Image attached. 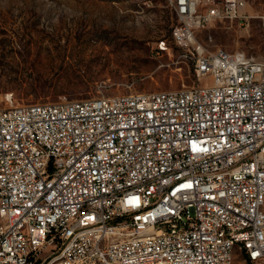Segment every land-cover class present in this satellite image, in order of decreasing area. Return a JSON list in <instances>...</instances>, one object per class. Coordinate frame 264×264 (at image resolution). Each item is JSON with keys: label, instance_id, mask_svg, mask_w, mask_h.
<instances>
[{"label": "built area", "instance_id": "2783aa9c", "mask_svg": "<svg viewBox=\"0 0 264 264\" xmlns=\"http://www.w3.org/2000/svg\"><path fill=\"white\" fill-rule=\"evenodd\" d=\"M168 1L200 85L0 108V264H264V63L196 41L251 15Z\"/></svg>", "mask_w": 264, "mask_h": 264}, {"label": "rangeland", "instance_id": "374dc122", "mask_svg": "<svg viewBox=\"0 0 264 264\" xmlns=\"http://www.w3.org/2000/svg\"><path fill=\"white\" fill-rule=\"evenodd\" d=\"M244 1L250 18L213 20L196 41L264 63V0ZM177 23L168 0H0V108L200 85Z\"/></svg>", "mask_w": 264, "mask_h": 264}, {"label": "bare ground", "instance_id": "6f19581e", "mask_svg": "<svg viewBox=\"0 0 264 264\" xmlns=\"http://www.w3.org/2000/svg\"><path fill=\"white\" fill-rule=\"evenodd\" d=\"M143 238L154 239L153 229H143ZM127 242H134V233H127Z\"/></svg>", "mask_w": 264, "mask_h": 264}]
</instances>
